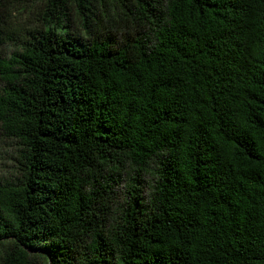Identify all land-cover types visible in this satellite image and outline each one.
<instances>
[{
	"label": "trees",
	"instance_id": "16d2710c",
	"mask_svg": "<svg viewBox=\"0 0 264 264\" xmlns=\"http://www.w3.org/2000/svg\"><path fill=\"white\" fill-rule=\"evenodd\" d=\"M9 2L0 264H264V0Z\"/></svg>",
	"mask_w": 264,
	"mask_h": 264
},
{
	"label": "rangeland",
	"instance_id": "374dc122",
	"mask_svg": "<svg viewBox=\"0 0 264 264\" xmlns=\"http://www.w3.org/2000/svg\"><path fill=\"white\" fill-rule=\"evenodd\" d=\"M28 0H10L9 4L13 6V8H20L21 6L25 5ZM9 46H7V50ZM0 146L2 148H5L7 151L4 152V149H2V152L0 153V174H6L12 172L13 166L15 162L9 157V155L12 154L13 147H10L8 143H1ZM9 154V155H8Z\"/></svg>",
	"mask_w": 264,
	"mask_h": 264
}]
</instances>
